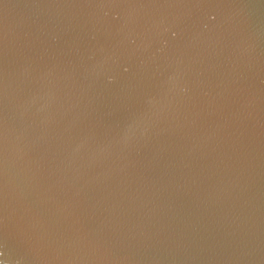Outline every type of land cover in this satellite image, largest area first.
<instances>
[{
	"label": "water",
	"instance_id": "95a60500",
	"mask_svg": "<svg viewBox=\"0 0 264 264\" xmlns=\"http://www.w3.org/2000/svg\"><path fill=\"white\" fill-rule=\"evenodd\" d=\"M0 264H264V0H0Z\"/></svg>",
	"mask_w": 264,
	"mask_h": 264
}]
</instances>
